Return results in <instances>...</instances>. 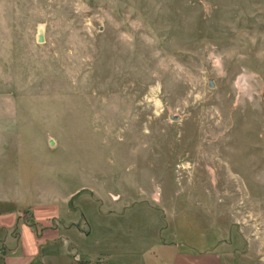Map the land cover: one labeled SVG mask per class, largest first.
Masks as SVG:
<instances>
[{
  "label": "rangeland",
  "instance_id": "obj_1",
  "mask_svg": "<svg viewBox=\"0 0 264 264\" xmlns=\"http://www.w3.org/2000/svg\"><path fill=\"white\" fill-rule=\"evenodd\" d=\"M79 199L264 264V0H0V209Z\"/></svg>",
  "mask_w": 264,
  "mask_h": 264
},
{
  "label": "crops",
  "instance_id": "obj_2",
  "mask_svg": "<svg viewBox=\"0 0 264 264\" xmlns=\"http://www.w3.org/2000/svg\"><path fill=\"white\" fill-rule=\"evenodd\" d=\"M72 203L61 205L63 212L0 209V264H86L99 259L101 264H245L218 242L166 234L168 221L128 226L117 202L107 212L97 208L105 218L98 227L83 200H77L79 214ZM28 209L32 215L23 214ZM135 230L138 237L132 234Z\"/></svg>",
  "mask_w": 264,
  "mask_h": 264
},
{
  "label": "trees",
  "instance_id": "obj_3",
  "mask_svg": "<svg viewBox=\"0 0 264 264\" xmlns=\"http://www.w3.org/2000/svg\"><path fill=\"white\" fill-rule=\"evenodd\" d=\"M102 263V259L99 260H95V261H87L86 264H101Z\"/></svg>",
  "mask_w": 264,
  "mask_h": 264
}]
</instances>
